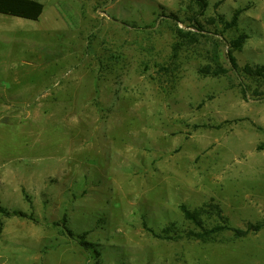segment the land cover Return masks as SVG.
Segmentation results:
<instances>
[{"label": "rangeland", "instance_id": "374dc122", "mask_svg": "<svg viewBox=\"0 0 264 264\" xmlns=\"http://www.w3.org/2000/svg\"><path fill=\"white\" fill-rule=\"evenodd\" d=\"M39 1L0 13V264H264V0Z\"/></svg>", "mask_w": 264, "mask_h": 264}, {"label": "trees", "instance_id": "16d2710c", "mask_svg": "<svg viewBox=\"0 0 264 264\" xmlns=\"http://www.w3.org/2000/svg\"><path fill=\"white\" fill-rule=\"evenodd\" d=\"M43 11H44V4L39 0H0L1 14H7V15L22 17L31 20H38L42 15ZM232 46L238 47L240 46V42H234ZM228 56L233 64V67L237 68L232 54H228ZM183 209L188 218L195 219V217L191 214L190 210L186 206H183ZM0 212H2L7 216L24 215V213L20 211H13L12 214V212L8 211L6 208L2 206H0ZM65 228L70 235H73V233L67 226H65ZM240 233L244 234L246 232L240 231ZM81 243L83 246H86L88 248L91 246L90 242H88L84 236L81 237Z\"/></svg>", "mask_w": 264, "mask_h": 264}]
</instances>
